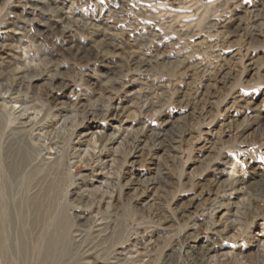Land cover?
<instances>
[{
  "label": "rangeland",
  "instance_id": "rangeland-1",
  "mask_svg": "<svg viewBox=\"0 0 264 264\" xmlns=\"http://www.w3.org/2000/svg\"><path fill=\"white\" fill-rule=\"evenodd\" d=\"M83 261L264 264V0H0V264Z\"/></svg>",
  "mask_w": 264,
  "mask_h": 264
},
{
  "label": "bare ground",
  "instance_id": "bare-ground-1",
  "mask_svg": "<svg viewBox=\"0 0 264 264\" xmlns=\"http://www.w3.org/2000/svg\"><path fill=\"white\" fill-rule=\"evenodd\" d=\"M2 102V101H1ZM3 103V102H2ZM12 103V102H11ZM8 104V103H7ZM13 104V103H12ZM3 105V104H2ZM1 105V106H2ZM17 105V104H16ZM4 106V105H3ZM9 106H12V105H9ZM3 108V107H2ZM21 107H16V106H14V107H12V110H11V112H7V115L10 117V118H14V119H21L22 117H24V116H26V117H30V116H28V114L27 113H25L24 111L25 110H23V109H20ZM9 109V108H8ZM19 109V110H18ZM18 114L17 116L16 115H14V114ZM23 120V119H22ZM10 123H12V124H17V125H19V126H25V124L24 125H22L21 124V122L20 123H15V122H12V121H9ZM9 124V123H8ZM8 128H10L9 130H11V132H14L15 130H22L21 128H15V127H11L10 125H7V129ZM23 128V127H22ZM16 132V131H15ZM27 146H28V148H29V150H28V152L30 153L31 152V148L29 147V145H30V141L28 140V142H27V144H26ZM27 149V147L24 145V147L22 146L21 147V149H20V153H22L21 154V156H23V155H25V154H23V150H26ZM31 154V156H32V152L30 153ZM6 163H8V161L6 162ZM20 163V162H19ZM23 164H24V162H21V165L23 166ZM23 170V169H22ZM7 171H9V174L10 175H15V169L14 170H12L10 167H8V169H7ZM107 240V239H106ZM112 242V241H111ZM98 244V243H97ZM198 247H200V248H203L202 246H198ZM196 248V247H195ZM201 250V249H200ZM198 252H201V251H199L198 250ZM138 255V251H135V255ZM84 257H86V255H85V253L83 252V260H85V258ZM128 258H130V257H128ZM127 259V258H126ZM121 261V260H120ZM194 262H200V260H198V258H196L195 260H194ZM83 264H87V262H84L83 261ZM126 264H130V263H126Z\"/></svg>",
  "mask_w": 264,
  "mask_h": 264
}]
</instances>
